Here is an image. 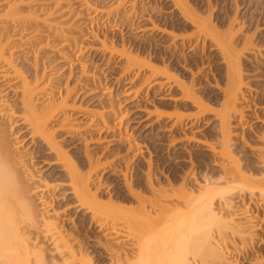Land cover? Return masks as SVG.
Returning <instances> with one entry per match:
<instances>
[{
  "label": "bare ground",
  "instance_id": "obj_1",
  "mask_svg": "<svg viewBox=\"0 0 264 264\" xmlns=\"http://www.w3.org/2000/svg\"><path fill=\"white\" fill-rule=\"evenodd\" d=\"M76 1L78 9L70 0H0V264H264V235L254 232L255 229L264 227V130L254 133L258 144L263 143V146L235 147L232 142L238 138L241 140V137L232 134V129L243 117V109H240L239 104L242 105L247 97L245 86L249 83L243 79L242 56L245 51L250 52L251 47L256 49L253 46L255 32L251 36L243 34L238 48L235 34L241 30L236 26L240 31H235V18L226 17L225 23L218 26L212 20L214 4L207 3V16L201 14L204 15L203 18L199 15L197 6L191 7L192 4L190 6L186 0H172L182 19L193 26L195 34L202 33L211 39L225 64L226 80L225 84L221 83L222 86L225 85V89L220 103L218 102L219 108L216 107L218 105L215 106L216 110L211 107L208 109L209 106L205 104L207 97H201L205 88L199 87L200 83L194 81L191 73L181 66L180 51L172 49L171 45L163 47L164 50L158 49L157 40L154 41L157 35H153L151 43L148 42L149 48H144V45L141 50H147L142 56L146 60L141 58V53L135 51L139 47H132L136 52L135 54L133 51V56L132 50L127 51L128 48L124 46L125 42H121V50L117 48L120 54L114 51L115 46L112 45L114 49L109 48L108 51L101 42V46L111 56L115 52V55H120L119 58H124V71L130 69V63L131 69L135 63L140 65L139 69L142 65L147 69L148 75L144 73L142 81L146 87L145 92L150 94L153 108L158 111L150 112L157 113L153 117L156 125L164 127L166 118H170L172 112L176 113L173 109L170 114L166 110L161 114L157 109L168 106L169 102L175 107H196L195 115H189L190 118L183 123L186 128L179 126L183 131L199 127V118L205 112H212L213 118L217 120L216 144L206 147L205 152L210 153L208 156L198 150L171 149L172 154L169 150L168 160L187 156L189 167H185L184 162L175 160L174 165L169 164L167 167L170 172L163 179L156 175L158 172L151 173L148 169L146 173H141L142 177L131 179V175L123 173L120 166L118 176L115 177L121 178L124 191L117 189L119 182L115 181L113 187L105 191L101 183L103 170H99V162L105 154L101 153L100 148L89 150L87 133L80 131L81 126L77 124L80 121L72 119V116L89 120L85 127H90L91 131L114 135L116 127L122 124L123 114L121 117L116 115L117 112L120 114L122 103L118 104L115 99H98V90L104 87L99 78L93 72L91 74L92 70H88L86 64L80 63L79 73L73 75L76 84L72 81V86L70 82L62 83L55 79L59 72L54 62L60 63L61 69L64 64L70 67L68 77L72 73L71 67L79 65L83 47L78 48V37L74 35L78 34L77 30H81V24H84L82 12L88 13V10L93 9L94 13L103 12L99 8H93L94 5L88 0ZM120 1L123 4L122 0L115 1L113 9L107 5L108 9L114 11ZM235 5L233 7L237 8V4ZM90 15L85 17L89 20L94 16ZM234 21L237 22V19ZM150 24L154 34L160 32L161 35H170L167 34L169 28L165 31L161 29V25L159 29L156 22L152 21ZM174 37L173 35L172 38ZM202 44L204 45V40ZM109 58L112 60L110 56ZM109 58L106 57V62H109ZM196 58H189L188 66L191 70L198 65ZM141 59L144 60L143 63ZM173 61L176 65L172 64ZM139 69L135 72L138 76ZM79 82L82 83L79 85ZM86 85L90 87L87 88ZM176 93L178 94L175 95ZM78 95L81 98L88 96L87 101L98 99H95V103L100 110L92 112L81 108L83 101L80 98L81 107H76L75 99ZM172 96L179 97L180 103ZM178 115L176 116L179 118L174 123L182 124L181 116ZM232 118H237L234 126L231 125ZM118 129L120 132V128ZM183 131L181 134L186 136ZM79 134L85 136L77 137ZM250 136L252 135L248 138ZM76 141L80 147L75 145V149L80 153L75 154L71 153L70 147ZM22 142L26 147L30 146L27 153L46 160L48 164L44 166L55 171L37 178L32 170L34 167L30 166L26 158L28 154L20 151ZM151 151L148 155L153 153ZM114 152L117 154V151ZM159 162L155 161V170ZM34 176L40 181H36ZM109 180L112 179H106L105 182ZM52 184L53 189L50 187ZM56 188L59 192L57 195L64 197V200L61 199L64 201L61 206L55 201L54 195L51 196V191ZM68 204H71L70 209L64 213L62 207ZM72 209L76 216L69 218L73 217L72 222L74 218L75 220L72 227L67 228L62 220ZM257 215L261 216L259 221H256Z\"/></svg>",
  "mask_w": 264,
  "mask_h": 264
},
{
  "label": "rangeland",
  "instance_id": "obj_2",
  "mask_svg": "<svg viewBox=\"0 0 264 264\" xmlns=\"http://www.w3.org/2000/svg\"><path fill=\"white\" fill-rule=\"evenodd\" d=\"M70 1L72 3L74 2L73 3L74 5L76 4L75 5L76 8L78 7V2L76 0H70ZM88 1H89V3H91V5H94L93 8H97V9L99 8L98 10L101 9L103 12L100 13V11H97V13H94L93 8H92L93 10L91 9L92 11L88 10L89 14L87 12L84 13V11L82 12L83 15L81 14V16H83V18H84V20L82 21V22H84V24L81 22L83 24V25L81 24V27H80L81 30H77L78 32H76V33H78V34L74 35V36L78 37V42H79L78 48L83 47L82 48L83 53L79 56L80 57L79 62H78L79 65H73L71 67V69H72L71 70L72 73L70 75L71 77L70 76L68 77L70 67H68L64 64L65 66L62 65L63 69H61V67H60L61 64L54 62L56 68L58 67L57 68L58 72L60 73V74L57 73L58 76H56L57 78L55 77V79H56V81H60L62 83H65V81L67 83L70 82V86H72V81L74 82V78H75L74 76H76L80 71L79 67L82 64H86V66L88 67V70L89 69H90V71L92 70L91 74L93 72L95 74L96 78L97 79L99 78V80L101 81L100 84L104 87L103 88L101 85H100V87H102L103 89H101V88L99 89V87H98V89L100 90V91L98 90V93H97L98 99L101 98L102 101L115 99L116 101L115 100L114 101L117 102L118 104L122 103V104H120L121 105V107H120L121 110L119 112L120 114H118V112L116 114L117 117H121L123 114V116H122L123 117V120H122L123 125L120 124L118 127V128H120V132H119V129L116 127L117 131L115 133L118 135H116L115 133H114V135H112V133H110L108 135L106 133H97V131H94V130L91 131L90 127H88V126L85 127L86 126L85 124H87L88 123L87 121H89V120L86 121V120H84L78 116H77L78 118L75 116H72V119H74V120L77 119L76 121H78V120L80 121L77 123V124H80L79 126H81L80 131H84L85 133H87L86 135H87L88 139H86V142L88 144L89 150L91 149V151H92L95 148H100L101 153L105 154L102 157L101 162H99V165L101 164V169H99V170H103L101 172L102 173L101 177H103L101 180L102 188L105 189V191H108L109 189H111L113 187V184L115 181V183L119 182L117 189H119V190L121 189L124 191V187L122 186V180H120L121 178L119 177L120 179H116V177H115V176H118V173H119L118 170H119L120 166H121L120 169L123 170L122 171L123 173L126 172V173H128L127 174L128 176L131 175V179H136V178H138V176L140 177L142 175L141 173H143V171H144V173L147 172V169L149 171H151V173H155V171H156V173L158 172L156 175L160 176V178L163 179V177L167 174V172H168V174L170 172V170L169 171L167 170V167L169 166V164L174 165V162H176V161L177 162L178 161L184 162L185 167H189V162H188L189 160H188L187 156H184L185 159L183 157H179V158L177 157L175 159L176 161L173 159L168 160V158H167L168 153H169V150H171V149L172 150L175 149L176 151H179V150H187V151L198 150V151L203 152L204 153L203 155L207 154L206 156H208L210 153L208 154V152H205L206 147H208L210 144L211 145L216 144L215 143L216 142L215 136H217L216 135V132H217L216 128L217 127L215 125V124H217V120L215 118H213L214 117L213 113L211 112L212 115L210 113L207 114V112L203 113V115L200 116V118H199V123H198L199 127H195L192 129L188 128L185 131H183V129L186 128V126L183 123L185 121H187L190 118V116L193 117V115H195V113L197 112L196 107L194 108V106H192V105H187L189 107H187V106L178 107L179 105H177L175 107L171 102H169V104H167L168 106L160 107L161 109L160 108H157V109H159L160 112H162V111L165 112V110H166V112L168 114H170L172 111H174L173 109H175L176 113L172 112L171 117L166 118L167 120H165L166 122L164 124V127H163V125H160L161 126V128H160V126L156 125L155 121H153V120H155L153 117H155V115L157 114L156 112H158V111L155 108H153V104L151 103L152 99L150 98V94L148 92H145L146 87L143 86L145 84H143L142 80L144 78V73L145 74L148 73L146 71L147 69L145 67H142L143 65L141 66V68H143V69H141V68L139 69L138 66L140 67V65H137L136 63L134 65V67H132V69H131L130 64H132V63H130L128 65V67L130 69H128V68L127 69L130 70L131 72L128 70H127L128 72L124 71L126 69L125 68L126 66L124 63L125 62L124 58H121V57L119 58L120 55L118 56L117 53L115 55V52L113 53V55H115V56H113V55L111 56L110 52H108V51H109V48H111L110 50H112V49H114L113 46H115L116 49L114 51L119 53L118 49L121 48V45H122L121 42H125V43H123L124 46L126 45V47L128 48L127 51L132 50V52H131L132 55H133V51H134L132 49V47L134 49H136V47H139L140 49L137 48L135 51L136 52L138 51L139 54L141 53L142 54L141 58H142V56L144 54H146L143 52L147 51V50L141 51V50H143L144 45H145L144 48H146L149 45V43H151V41L153 39V35H155V36L157 35L155 37L154 41L157 40L158 49L164 50L165 48H163V47H168L171 45L172 49H174V50L176 49V50L180 51L179 59L181 62V66L183 68H185V70H188L191 73L194 81L200 83V85H198L199 87L201 86V88L202 87L205 88V90L203 91L204 94L201 93L202 94L201 97L205 96L203 98H206V97L208 98L209 101H207V98L205 101V104L207 103V105L209 106L208 109L211 107V109L216 110L217 108H219V103L222 99L221 95H222L223 89H225V85H224L225 83L224 82H225L226 78H225L224 74H225L226 68H225V64L222 62L223 60L221 59V56H219L220 55L219 50L215 48V44L213 46V42L210 41L211 39L208 37L206 38L204 34L199 33L200 34L199 35L197 33L196 34L194 33L193 26H191V24L187 23L184 19H182V17L179 15L180 13H178L179 10L178 11L176 10V7L172 3V0H137V1H135V0H122L123 4H121V1H120V4L122 6L119 4V6L116 7L117 9L119 7V9L117 10L116 8H114L115 9L114 11H112L111 9H108L107 5H109V8L111 7L113 9L114 6L112 7V5L115 3V1L119 2V0H114V1H112V0H88ZM131 1L134 3L132 4ZM186 1L188 2V4L190 6L192 4L191 7L197 6V8H199V13H200L199 15L200 16H201V14H204L205 16H207L206 15L208 12L207 3H210V5L214 4L212 6L213 7V9H212V11H213L212 20L214 22H216L218 26L221 24L223 25L225 23L224 21H226L228 19V17L232 18V19L235 18L234 20L237 19V22L233 20V25L235 27L239 26L241 31L237 30L238 29L237 27L235 28V31L236 30L240 31L239 33L235 34L236 35L235 39H237L236 45H237V43L239 45V41L244 36L243 34L251 36L255 32L254 37H253V44H254L253 46H256V49H254L255 47H253V48L251 47V49H249L250 52H247L248 51L247 50V51H245V53L242 56L243 65L247 62L244 66L243 65L241 66V68H243V70H244L242 73L243 79H244V82L249 83L248 85L246 84L247 86H245L247 88V90L245 92L247 94V97H246V99L242 105L239 104V106H241L240 109H243V113H242L243 117H242V120L240 123L237 122L238 116L236 119L235 118H232L233 120L230 119V121H231L232 126H234V124L237 122L236 123L237 125L235 124L234 129H232V134L234 136L236 135L237 137H241V140L238 138L239 140L237 139V141L236 140L232 141V142H234L235 147H256L257 148V147L263 146L262 145L263 143L258 144L259 142H258V140H256L254 133L256 134L258 131L262 132L264 130V104H263L264 103V88H263V86H264V71H263V69H264V48H263L264 47V0H255L256 2L254 0H213V1L212 0L211 1L210 0H202V1L201 0H186ZM118 2H116V3L118 4ZM235 4H237V8L233 7V5L236 6ZM74 5H73V7H74ZM171 5H174V7ZM259 7L260 8L262 7V8L260 9ZM225 8H226V10H225ZM97 9H95V11ZM103 9H106V10L104 11ZM231 9H233V11ZM116 10H117V12H116ZM261 10H262V12H261ZM234 11H236V12H234ZM244 11L246 14L244 13ZM172 12H174V13L172 14ZM225 12H227V13L225 14ZM90 14H93L94 16H93V18L88 20L87 18L89 17L88 15H90ZM95 14L97 17L95 16ZM230 14H232V15L229 16ZM242 14H243V16H241ZM204 15H202L201 17L205 18ZM234 15L236 17H234ZM85 16H88V17H85ZM104 17H105V19H104ZM226 17H227V19H226ZM107 19L109 22H107ZM152 21L159 24L158 25L159 27L157 26L159 29L161 27H163L161 29H165V31H167V29L169 28L170 31L168 29L167 34H170L171 36L170 35H163V34L161 35V34H159L160 32H155V34H154L152 24H150ZM238 21H240V22L238 23ZM234 22H236V24ZM241 22H243V23H241ZM255 24H256V26H255ZM160 25H161V27H160ZM257 25L259 26V28H256V27H258ZM164 26L166 28H164ZM253 28L255 30L256 29H258V30L255 31V30H253ZM248 29H250V30H248ZM251 29H252V31H251ZM174 31L177 33H175ZM190 31H192V34H194L196 37L194 35H192ZM246 32H248V33H246ZM85 35L87 37H85ZM173 35L175 36L174 38H172ZM79 36H80V38H79ZM121 36H122V39H121ZM199 36L202 39H200ZM203 37H205L206 39ZM100 38H101V40H99ZM104 38L106 41L104 40ZM195 38H197V39H195ZM254 38H255V40H254ZM256 39H257V41H256ZM109 40L111 42L113 40L114 42H112V43H114V44L110 43ZM203 40H204V45L202 44ZM101 42L104 43L105 46H103V47L108 50L107 52L101 46ZM106 42L109 44H107ZM254 42H256V43H254ZM165 43H167V44H165ZM259 47L260 48L262 47L261 48L262 50H260ZM99 48H101V50ZM148 48H149V46H148ZM238 48H240V45L238 46ZM257 48L261 51L260 53H258L259 50ZM158 49H156V50H158ZM102 50H104V51H102ZM93 51H95V52L93 53ZM135 51H134V53L136 54ZM252 51H254V52H252ZM157 53L159 54L158 51H157ZM108 54H110L109 56L112 58V60L109 58ZM215 54H216V57H215ZM106 57H108L110 59V60H108L109 62H106L107 61ZM137 57H139L138 59H140L139 55ZM193 57H195V58L197 57L196 59H198V65L199 66L198 65L196 66L198 69L195 67V68H192V70H191L190 67L188 66V64L190 62L189 58H193ZM144 58H145V56H144ZM144 58H142V59H144ZM142 59L140 61L143 63V61L146 59H144L143 61H142ZM216 59H218V60H216ZM80 63H82V64L80 65ZM133 64H134V62H133ZM172 64L176 65V62L174 63V61H173ZM122 65H124V67ZM136 65H137V67H135ZM123 68H125V69L123 70ZM136 68L140 70L139 71L140 74L137 73V74H139L140 77L138 75H136V73H135L137 70ZM60 70H62V71H60ZM218 72H219V74H218ZM262 72H263V74H262ZM141 73L143 76L141 75ZM147 75H145V78ZM213 76H215V77H213ZM248 76H249V78H248ZM213 78H215V79H213ZM188 80H190V78ZM213 80H214V82H213ZM74 83L76 84V82H74ZM80 83H82V82H79V85H80ZM141 83H142V85H140ZM219 83L220 84L224 83V84L222 86V84L219 85ZM85 84L86 83H84V85L83 84H81V85L85 86ZM89 84L90 83H88V85ZM88 85H86V87ZM139 85H140V87L141 86L142 87L140 88ZM221 86H222V88H221ZM88 87H90V86H88ZM137 89L139 91V94H138V91H136ZM261 89H263V90L261 91ZM105 90H107V91L111 90V91L106 92ZM101 91H103V92H101ZM101 93H104V95H102ZM107 93H110V94H107ZM127 93H129V94H127ZM211 93H213V94H211ZM177 94L178 93H176L175 95H177ZM107 96H110V97H107ZM79 98H80V100L83 101L82 107L80 105ZM87 98H88V96L87 97L83 96L81 98L78 95L77 98L75 99L76 107H81L83 109L90 110V111L92 110V112H96L97 110L99 111L100 109H98V107L95 103L96 100H98V99L95 98L96 100L91 99V100L87 101L88 100ZM172 98L174 100H177L178 103H180L179 97L172 96ZM262 99H263V101H262ZM208 102L210 105L208 104ZM170 103L172 105H170ZM211 104H212V106L214 104V106H213L214 108H212ZM216 105H218V106H216ZM93 106L96 108H94ZM171 106H173L175 108H172ZM88 107H91V109ZM246 108H248V111H246ZM93 110H95V111H93ZM168 110H169V112H168ZM178 110L181 111L182 113L179 112ZM183 110L184 111L186 110V112H184ZM153 111H156V112H154L156 114L150 113ZM188 111H190V112H188ZM164 112H162L161 114H163ZM177 112L179 113V115ZM185 113H186V115H184ZM173 114L181 116L180 121L182 122V124L180 122H178L179 125L177 123H174V121H177V118H179V117H177L175 115L176 116V118H175V116ZM262 114H263V118H262ZM165 115H167V114H165ZM73 117H75V118H73ZM164 117H166V116H164ZM211 117H212V120H210ZM113 122H111V123H113ZM173 123L175 124V126ZM82 125H83V127H82ZM179 126H181L183 129H181ZM232 126H231V128H232ZM258 126L261 129L258 128ZM262 126H263V128H262ZM86 128H89V129H86ZM241 128H243V130ZM255 129H256V131H255ZM151 130L154 131V134L152 133L153 131H151ZM182 131L185 133L186 136L181 134ZM177 133H180V135ZM119 134L122 135V137L124 138L123 139L124 141L122 140V137H120L121 135L119 136ZM190 134H192V135H190ZM158 135H160V136H158ZM249 135H252L253 138H252V136H250V138H248ZM16 136L18 138V135H16ZM78 136H85V135L79 134V135H77V137ZM114 136H116V137L114 138ZM117 137H119V138H117ZM125 139H127V141ZM128 141L130 143H128ZM77 143H78L77 141L74 142V146L72 145L70 147L72 149L71 153L72 152H74L75 154L80 153L78 150L75 149L76 148L75 145H77ZM156 143H157V145H156ZM22 144H23V142H22ZM197 145H200V146H197ZM77 146H79V145H77ZM204 146H205V149H204ZM29 147L30 146L26 147V145H24V144L20 145V148H21L20 151H23L24 153L28 154L26 156V158L28 159L30 166L34 167L32 170H33V173H35L34 175L37 178L43 177L44 176L43 174H45L47 172H48L47 174H50L51 172L55 171V169L53 171H51L48 168L49 166H44V164L47 163L46 160H41L42 158L39 159L37 157L35 158V155H33L32 153H27V152H29L28 150H30ZM129 147H130V149H129ZM200 147H203V148H200ZM128 149H129V152H128ZM149 150L150 151L152 150L151 152H153V153L148 155V153H150ZM172 150L170 151L171 154H172ZM114 151H117V154ZM120 151H121V153H120ZM125 152H128V153H125ZM114 153H115V155H114ZM133 155H134V157L132 158L131 156H133ZM148 156L150 157V159ZM151 157H153V158H151ZM121 158H123V159L121 160ZM150 160H151V162H150ZM157 160L160 162L158 164L157 170H155L154 166H156L155 161H157ZM39 161H43V162L39 163V165L36 164ZM40 169H41V171H40ZM125 169H126V171H125ZM168 169H170V168H168ZM36 177H35L36 181H40V179H37ZM109 178L112 179L113 181L109 180V181L105 182V180L106 179L108 180ZM110 181L113 183L111 184ZM50 187L53 189L54 185L52 184V186H50ZM117 189H116V191H117ZM116 191L114 190V192H116ZM51 192H50L52 194L51 196L54 195L55 201H58L59 205L60 204L63 205L64 201L62 202L61 199L64 200V197L62 198V195L61 196L57 195L59 193L58 188L54 189ZM111 192L113 193V191H111ZM70 206H71V204L64 206V208L62 207L63 211H65L64 213L69 211ZM59 212H60V214L62 213L61 211H59ZM72 212H74L73 209H72L71 213L68 212L69 214H66V217H64L65 219L63 218V220H62V222H63L62 224L67 228L72 227V225H73L72 223L75 220V218H74V220L72 222L73 217L76 216V214L74 215ZM70 216H73V217H71L72 219L69 218ZM257 217L258 218L256 221H259L261 219V216L257 215ZM255 230L256 231H254V232L257 235H260V234H261V236L264 235V227L262 229H255ZM56 263L54 262L53 264H56Z\"/></svg>",
  "mask_w": 264,
  "mask_h": 264
}]
</instances>
